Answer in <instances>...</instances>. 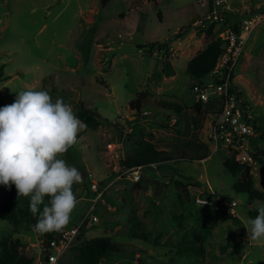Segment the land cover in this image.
I'll list each match as a JSON object with an SVG mask.
<instances>
[{
	"label": "rangeland",
	"instance_id": "1",
	"mask_svg": "<svg viewBox=\"0 0 264 264\" xmlns=\"http://www.w3.org/2000/svg\"><path fill=\"white\" fill-rule=\"evenodd\" d=\"M225 1L212 0L221 2L224 12H230L228 4L237 10L229 19L215 21V11L221 9L212 11L210 0H111L104 9L101 0H0V72L10 78L0 82V107L13 103L18 91L45 89L53 100L63 98L77 116L84 107L100 122L97 128L85 124L77 143L61 156L82 176L73 185L77 206L61 231L77 228L92 216L98 222L83 225L59 264H78L79 248L98 237L111 238L120 254L136 258H104L101 264H264V240L249 239L247 229L264 205V171L259 164L250 167L256 198L236 192L233 186L243 174L224 167L231 157L224 150L216 152L207 122L200 140L210 149L209 158L188 162L182 156L153 165L142 170L139 182L120 175L137 140L165 147L192 139V119L198 114L192 87L210 78L191 76L189 61L210 41L227 36L256 3L264 5V0ZM199 21L204 24L196 26ZM180 29L188 32L174 40ZM166 42L168 56L166 50V57L148 53L151 45L161 49ZM236 84L260 120L253 154L260 153L264 20L248 37ZM140 94L145 100L137 114L129 103ZM198 197L213 200V205L198 204ZM219 200L225 207L218 206ZM25 201L23 197L17 223L0 218V242L20 239L21 252L48 264L44 235L24 217ZM49 202L46 196L44 203ZM190 247L203 248L204 254L179 255Z\"/></svg>",
	"mask_w": 264,
	"mask_h": 264
},
{
	"label": "clouds",
	"instance_id": "2",
	"mask_svg": "<svg viewBox=\"0 0 264 264\" xmlns=\"http://www.w3.org/2000/svg\"><path fill=\"white\" fill-rule=\"evenodd\" d=\"M85 127L70 104L53 100L45 89L18 91L13 103L0 107V185L14 184L19 196L30 198L39 232L60 231L70 223L78 203L73 185L82 176L61 156ZM46 196L50 202L41 211ZM247 229L249 239L264 240V205Z\"/></svg>",
	"mask_w": 264,
	"mask_h": 264
},
{
	"label": "trees",
	"instance_id": "3",
	"mask_svg": "<svg viewBox=\"0 0 264 264\" xmlns=\"http://www.w3.org/2000/svg\"><path fill=\"white\" fill-rule=\"evenodd\" d=\"M111 0H101L100 7L106 8ZM210 6L212 11L217 10V2H212L210 0ZM216 12V11H215ZM222 15V18L229 19L230 12H224L223 9L219 11ZM248 12H244V15H248ZM238 24H234L232 27H237ZM231 27V28H232ZM188 30L180 29L176 34L174 40L181 39ZM213 28L209 30L207 36H212ZM172 41H170L171 43ZM224 40L217 38L210 41L206 48L198 52L188 63V73L196 78L197 80H203L208 78L210 73L215 68V65L223 52ZM156 45H151V48L154 49ZM161 49L167 51V56L169 54V44L162 43L160 44ZM239 70V66L237 71ZM10 78L5 77L0 72V82L8 81ZM145 96L140 94L135 100L129 103V108L135 111L137 114H140L143 109V103ZM196 109L198 110L197 116L192 119L193 122V136L192 139L187 141V143H172L171 146H161L157 142H148L145 140H137V146L135 148L134 155L123 162V168H139L142 167V170L145 168H150L153 165H158L167 161H175L177 159L184 158L185 161L195 162V161H204L210 156V149L208 146L200 140V132L207 121V115L203 109L201 103L196 104ZM176 110L178 108L176 107ZM208 108L206 111L208 112ZM180 114V113H179ZM79 118L84 122V124L97 128L100 125L99 120L97 119L98 115L94 112H91L88 109L82 107L78 114ZM169 118V117H168ZM178 122V118H177ZM260 132L261 129L258 128ZM254 159L261 166V169L264 171V151L260 153H255ZM224 167L234 175L243 174V176L234 184L233 189L241 194L247 195L250 198H256V194L252 189V178L250 175V167L240 164L235 158H229L225 160ZM143 172V171H142ZM26 196H19L18 191L13 184L9 189L5 185H0V218L6 220L10 223H17L19 218V209L20 203ZM29 197H26V208L23 211L26 221L35 229V224L31 220V214L29 207ZM216 200V199H215ZM220 203V201L218 202ZM46 203L40 206L42 211ZM39 215V213H37ZM258 215V214H255ZM38 218V217H37ZM86 224V221L82 223ZM36 230V229H35ZM61 231V230H60ZM60 231H51L47 233H42L44 235V242L46 240L52 241L55 236ZM39 232V231H38ZM79 238V236H78ZM78 240V239H77ZM23 245V241L20 239L16 240H2L0 242L1 254H0V264H34V260L27 256L25 253L21 252L19 248ZM80 252V261L78 264H101L103 259H107L109 262H113V257H126L127 255L120 254L121 250L116 246L111 238L109 237H98L94 238L83 244L82 247L78 250ZM197 254H204V249L198 250L197 247H190L184 250H181L179 253L180 256H185L190 258ZM131 260L136 258L132 255L127 256Z\"/></svg>",
	"mask_w": 264,
	"mask_h": 264
},
{
	"label": "built area",
	"instance_id": "4",
	"mask_svg": "<svg viewBox=\"0 0 264 264\" xmlns=\"http://www.w3.org/2000/svg\"><path fill=\"white\" fill-rule=\"evenodd\" d=\"M221 2H218V5ZM248 15L238 23L237 32L232 27L227 36L220 35L224 40L223 52L220 55L215 68L208 78L210 81L196 83L192 87V93L198 103L203 105L207 115L208 137L216 152L224 150L231 158H235L240 164L251 167L258 162L254 159L253 139L261 133L260 120L253 106L244 98V95L236 84L237 69L244 53V47L251 31L264 20V5L249 11ZM209 18V17H208ZM215 21H222V15L214 14ZM203 21L196 22V26L203 25ZM160 49V48H159ZM149 48L148 53L164 55V49ZM208 108V112L206 111ZM177 123V118H173ZM142 167L121 169V177L139 182L142 177ZM96 187V183L93 185ZM220 201V203H218ZM218 206L225 207V202L219 200ZM196 202L200 205L211 206L213 200L206 197H198ZM86 222H98L96 216L86 218ZM84 221V222H85ZM83 222V223H84ZM82 225V224H81ZM72 230L60 231L52 241H49L48 264H59L61 258L70 251L80 234V227ZM46 250V249H45ZM56 251V254L51 251Z\"/></svg>",
	"mask_w": 264,
	"mask_h": 264
},
{
	"label": "water",
	"instance_id": "5",
	"mask_svg": "<svg viewBox=\"0 0 264 264\" xmlns=\"http://www.w3.org/2000/svg\"><path fill=\"white\" fill-rule=\"evenodd\" d=\"M221 8L218 6V4H217V10H220ZM234 29V32H237L238 31V29H237V27H234L233 28ZM167 44L169 43V42H166ZM160 119H166V117H159ZM36 219H38L37 217H35V215L34 214H31V220H32V222L35 224V222H36ZM48 246H49V240H46L45 242H44V247H45V253H46V258H45V262L46 263H48V261H49V257H48V250H47V248H48Z\"/></svg>",
	"mask_w": 264,
	"mask_h": 264
},
{
	"label": "crops",
	"instance_id": "6",
	"mask_svg": "<svg viewBox=\"0 0 264 264\" xmlns=\"http://www.w3.org/2000/svg\"><path fill=\"white\" fill-rule=\"evenodd\" d=\"M222 1H224V0H222ZM227 1V0H226ZM226 1H225V3H226ZM227 3H229L228 1H227ZM230 3H232V1L230 2ZM254 4V3H253ZM204 5L206 6L207 5V3H204ZM256 5H257V7H259L260 5L259 4H257L256 3ZM259 5V6H258ZM227 8L228 9H230V12H236V10H237V7L235 8L232 4H228V6H227ZM239 9V8H238ZM177 33V32H176ZM175 33V34H176ZM193 33V32H192ZM174 34V35H175ZM163 117V116H162ZM34 264H44V262L42 261V259L40 258V256L39 257H37L36 259H35V261H34Z\"/></svg>",
	"mask_w": 264,
	"mask_h": 264
}]
</instances>
